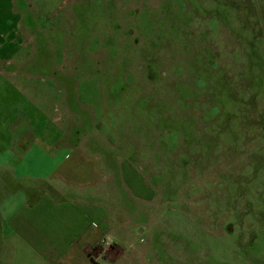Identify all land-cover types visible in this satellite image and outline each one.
<instances>
[{"label":"rangeland","instance_id":"obj_1","mask_svg":"<svg viewBox=\"0 0 264 264\" xmlns=\"http://www.w3.org/2000/svg\"><path fill=\"white\" fill-rule=\"evenodd\" d=\"M12 1L30 111L112 203L101 264H264V0Z\"/></svg>","mask_w":264,"mask_h":264},{"label":"crops","instance_id":"obj_2","mask_svg":"<svg viewBox=\"0 0 264 264\" xmlns=\"http://www.w3.org/2000/svg\"><path fill=\"white\" fill-rule=\"evenodd\" d=\"M14 5L0 0V251L5 264H101V241L118 245L112 203L101 202L90 149L70 150L67 129L42 125L46 118L30 111L38 86L17 76ZM63 131L64 142L54 140Z\"/></svg>","mask_w":264,"mask_h":264},{"label":"clouds","instance_id":"obj_3","mask_svg":"<svg viewBox=\"0 0 264 264\" xmlns=\"http://www.w3.org/2000/svg\"><path fill=\"white\" fill-rule=\"evenodd\" d=\"M108 244H111V237L108 238Z\"/></svg>","mask_w":264,"mask_h":264},{"label":"built area","instance_id":"obj_4","mask_svg":"<svg viewBox=\"0 0 264 264\" xmlns=\"http://www.w3.org/2000/svg\"><path fill=\"white\" fill-rule=\"evenodd\" d=\"M105 245H109L108 243H105Z\"/></svg>","mask_w":264,"mask_h":264}]
</instances>
